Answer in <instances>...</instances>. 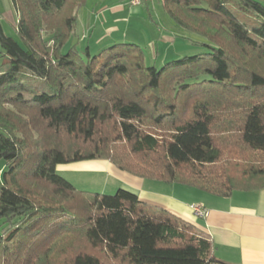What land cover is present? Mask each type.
<instances>
[{
    "label": "trees",
    "instance_id": "16d2710c",
    "mask_svg": "<svg viewBox=\"0 0 264 264\" xmlns=\"http://www.w3.org/2000/svg\"><path fill=\"white\" fill-rule=\"evenodd\" d=\"M88 0H10L0 26V264H229L190 223L126 189L78 191L102 160L218 198L264 188V0H160L207 53L160 69L134 43L73 39Z\"/></svg>",
    "mask_w": 264,
    "mask_h": 264
},
{
    "label": "crops",
    "instance_id": "0c3cea01",
    "mask_svg": "<svg viewBox=\"0 0 264 264\" xmlns=\"http://www.w3.org/2000/svg\"><path fill=\"white\" fill-rule=\"evenodd\" d=\"M97 2L103 3L104 0H92L91 6L86 4L77 12L73 39L79 47H87L90 52L124 42L143 47L136 35L132 39L128 36L130 21L123 14L127 12L129 17H140L143 11L150 14L154 0L136 7L131 5L130 0H106L101 7ZM148 23L147 30L151 34L145 36L144 46L150 48V60L156 61L159 52L163 63L178 59L182 53H172L177 35L171 25L161 28L151 21L150 16ZM146 25L139 26L137 31L147 32ZM61 167L88 173L93 176L92 180L101 182L104 190L122 188L131 191L141 201L180 217L209 238L213 253L219 260L229 264H264V188L255 192H234L228 198H218L178 185L142 180L102 160ZM192 204L204 207L206 216L197 218L190 208Z\"/></svg>",
    "mask_w": 264,
    "mask_h": 264
},
{
    "label": "rangeland",
    "instance_id": "374dc122",
    "mask_svg": "<svg viewBox=\"0 0 264 264\" xmlns=\"http://www.w3.org/2000/svg\"><path fill=\"white\" fill-rule=\"evenodd\" d=\"M91 2H92V0H90V1L88 0L87 5L91 6ZM151 2H152V0H151ZM105 3H106V0H104L103 3L97 2L96 4L99 7H101ZM115 4H116V2H114V5ZM149 13L150 14H147V13H144V11H143L142 16H140L141 18L136 17L134 15L132 17H129L127 12L125 14H123V16L127 17L129 19L128 21H130V25H129L130 29H129L128 36L132 39L134 37V35H136V37H138L139 40L141 41V43L143 44V47L141 46V49L143 50L144 55H145L146 65L154 66L156 69H160L165 64V63L161 62L160 52H159V57L157 58V60L151 61L149 58L150 57V55H149L150 48H147L146 46H144V45H146L145 44V42H146L145 36L151 34L147 30V27H149V26H147L146 23L150 24V23H148L149 22V16H150L151 21H153L154 24H157L161 28L162 27L167 28L168 26L171 25L170 27L174 31L173 23L163 13V10H162V7L160 5L159 0H154L153 7H150ZM11 16H15V18L17 19V15H15V12L12 8L10 0H0V26H1L5 35L12 38L17 43L21 44L20 39L17 36L15 29L11 25L12 21H13V17L11 19ZM143 24L146 25L147 32L137 31ZM176 35H177L176 36L177 41L173 47L174 49L172 50V53H177V52L182 53V54H179V56H178L179 58L184 57V56L190 57V56H195V55L201 54V53H207L206 49L200 48L198 46H193L191 43L193 41L194 42H205V40L203 38L196 36V35H193V34H190V33H187V32H184L182 34H179L176 32ZM124 43H129V42H124ZM1 55H2V50L0 49V57H1ZM168 59H171V58H168ZM0 63H1V59H0ZM59 167H57L58 169H56L57 175L59 177L63 178L64 180H66L72 186H74V188L77 189L78 191L90 192V193L107 195V196L114 195L117 191V189L113 190L110 188H107L106 190H104L101 182H97L95 180H92L91 177H93V176H89L88 173H82L79 170L71 169L72 167H67V169H61L62 167L61 166H59ZM4 171H5V165H4V162L1 160L0 161V185L2 184V174ZM192 205H196V204H192ZM0 225H1V221H0Z\"/></svg>",
    "mask_w": 264,
    "mask_h": 264
},
{
    "label": "built area",
    "instance_id": "2783aa9c",
    "mask_svg": "<svg viewBox=\"0 0 264 264\" xmlns=\"http://www.w3.org/2000/svg\"><path fill=\"white\" fill-rule=\"evenodd\" d=\"M150 1L151 0H130V3L132 6L136 7V6H140L143 3H147ZM190 208L197 218L202 219L206 216V209L202 207L201 205H191Z\"/></svg>",
    "mask_w": 264,
    "mask_h": 264
}]
</instances>
